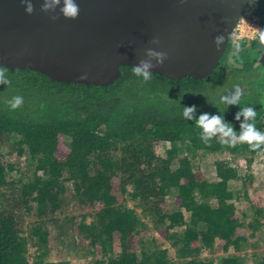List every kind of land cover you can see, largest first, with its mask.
<instances>
[{
	"label": "trees",
	"instance_id": "16d2710c",
	"mask_svg": "<svg viewBox=\"0 0 264 264\" xmlns=\"http://www.w3.org/2000/svg\"><path fill=\"white\" fill-rule=\"evenodd\" d=\"M251 4L264 29V0ZM0 67L10 80L0 84V264H264V206L224 155L250 163L264 146L206 145L182 118L195 105L239 132L235 115L251 106L264 132L258 32L229 38L201 80L144 82L124 65L112 84L85 85ZM237 87L240 105L224 109ZM207 155H221L213 179L193 167Z\"/></svg>",
	"mask_w": 264,
	"mask_h": 264
},
{
	"label": "water",
	"instance_id": "95a60500",
	"mask_svg": "<svg viewBox=\"0 0 264 264\" xmlns=\"http://www.w3.org/2000/svg\"><path fill=\"white\" fill-rule=\"evenodd\" d=\"M0 0V66L29 68L55 81L112 84L120 67L156 64L170 79L201 80L218 66L249 0H75L79 15L41 11L43 0ZM55 16L56 19H52ZM223 36L217 48L216 36ZM154 40H158L154 43Z\"/></svg>",
	"mask_w": 264,
	"mask_h": 264
},
{
	"label": "clouds",
	"instance_id": "9594fccd",
	"mask_svg": "<svg viewBox=\"0 0 264 264\" xmlns=\"http://www.w3.org/2000/svg\"><path fill=\"white\" fill-rule=\"evenodd\" d=\"M26 5L25 11L31 14L34 11L31 0H21ZM253 0H249V3ZM59 9L60 13L69 19H75L79 15V6L75 0H43L41 11H56ZM245 9L244 14L246 13ZM243 14V16H244ZM242 16V18H243ZM52 19H56L55 16ZM233 35V34H232ZM232 37V36H231ZM258 39L261 46H264V29H258ZM157 43L158 40H154ZM214 43L217 48L223 43V36H216ZM238 50V49H237ZM147 54L156 60V64L151 61L141 60L139 65L132 67L133 75L140 77L144 82H149L152 79V71L154 67L162 65L167 58L165 52H155L151 49ZM10 80L7 77V69L0 67V84H9ZM241 90L237 87L234 92L224 94L220 97V103L226 109L230 105H240ZM10 109L15 110L23 105V97L15 96L8 101ZM195 105L190 107H183L182 118L186 120H194L195 125L201 131L199 133L201 141L210 145L215 138L219 143L230 147H235L237 143H247L250 150L256 151L264 146V132L259 131L255 126L256 110L254 107H241L235 115V119L240 121V130L237 132L230 122H225L221 114L201 113L198 116L194 115ZM243 116V120H241Z\"/></svg>",
	"mask_w": 264,
	"mask_h": 264
},
{
	"label": "rangeland",
	"instance_id": "374dc122",
	"mask_svg": "<svg viewBox=\"0 0 264 264\" xmlns=\"http://www.w3.org/2000/svg\"><path fill=\"white\" fill-rule=\"evenodd\" d=\"M253 5L250 3L247 7L246 13L242 18V22L239 24L238 29L235 32L236 40L242 38H253L258 32V26L256 23L257 18L252 14ZM226 159L231 162L238 170V174L244 176L249 174L253 177L252 187L250 185L247 188L249 199L252 200L256 206H264V152L254 157L249 163L242 156L231 158L229 154H224ZM221 157V155H207L200 156L193 159L194 169H198L203 172L209 179L214 178V160ZM7 158V156H4ZM179 158V156L177 157ZM264 247V245L262 246ZM172 253V250H171ZM206 254H203V256Z\"/></svg>",
	"mask_w": 264,
	"mask_h": 264
},
{
	"label": "built area",
	"instance_id": "2783aa9c",
	"mask_svg": "<svg viewBox=\"0 0 264 264\" xmlns=\"http://www.w3.org/2000/svg\"><path fill=\"white\" fill-rule=\"evenodd\" d=\"M241 22H242V18H241V20L239 21L238 25L236 26V29H235L234 32H233L232 37L234 36V39H236V37H237V36H235V32H236V30L238 29V26H239V24H240Z\"/></svg>",
	"mask_w": 264,
	"mask_h": 264
}]
</instances>
